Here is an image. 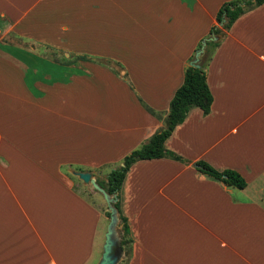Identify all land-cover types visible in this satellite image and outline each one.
Listing matches in <instances>:
<instances>
[{
  "label": "crops",
  "instance_id": "obj_1",
  "mask_svg": "<svg viewBox=\"0 0 264 264\" xmlns=\"http://www.w3.org/2000/svg\"><path fill=\"white\" fill-rule=\"evenodd\" d=\"M225 1L66 0L67 11L84 12L83 25L105 21L97 11L144 10L179 28L165 37L177 50L126 54L130 83L82 87L72 72L59 81L47 57L31 53L32 65L29 53L9 51L10 19L24 21L40 0H0V264L99 260L106 210L75 189V181L92 186L73 172H91L105 189L124 156L164 127L186 62L211 36ZM218 40L206 63L209 113L191 108L165 141L191 163L143 159L125 175L120 207L132 238L125 264H264V2ZM197 160L237 171L246 186L208 178Z\"/></svg>",
  "mask_w": 264,
  "mask_h": 264
},
{
  "label": "rangeland",
  "instance_id": "obj_2",
  "mask_svg": "<svg viewBox=\"0 0 264 264\" xmlns=\"http://www.w3.org/2000/svg\"><path fill=\"white\" fill-rule=\"evenodd\" d=\"M65 2L40 0L36 7L29 6L31 9L27 10L24 21L10 19L8 37L11 53H34L47 57L45 61L53 63L61 82L69 79L73 73L75 84L82 87L103 79L106 83H130V61L126 55L130 50L178 49L177 44L166 41L165 37L171 30L177 31L179 28L162 27L161 21L159 24L152 21L144 10L97 11L94 13L105 21L92 26L82 24L81 15L84 12L67 11ZM67 17H73L75 24L68 22ZM213 47L211 44L206 48L204 65ZM27 60L33 65L34 56ZM74 187L90 202L108 210L102 195L92 191V187L82 186L77 181Z\"/></svg>",
  "mask_w": 264,
  "mask_h": 264
},
{
  "label": "trees",
  "instance_id": "obj_3",
  "mask_svg": "<svg viewBox=\"0 0 264 264\" xmlns=\"http://www.w3.org/2000/svg\"><path fill=\"white\" fill-rule=\"evenodd\" d=\"M263 2L264 0H228L223 2L215 15L217 24L210 27L209 34L218 35L220 39H222L226 31L240 15ZM222 21V25H219ZM218 41H211L210 45L216 44ZM207 44H209V42H207ZM199 46L200 43L198 44V47ZM212 101L213 95L207 84L206 63L204 65V55H202L199 68L190 65L185 67L183 81L175 90L170 100L164 127L153 133L146 143L125 155L122 165L108 173L105 190L111 195L114 193L117 194L118 197V200L114 204L117 208L119 218L117 232L120 238L122 251H124L125 255L129 253V244L132 238L130 236L127 218L121 211L120 193L128 169L135 161L160 157H168L185 164L191 163L190 160L168 149L165 146V141L171 135L174 128L184 121L191 108L198 107L204 114H208ZM147 109L151 113H155L151 108L147 107ZM193 165L197 171L203 173L210 179L221 182L226 187L242 189L247 184L246 180L233 169L226 168L219 170L204 160H197L193 162ZM105 213L106 216L109 217V211L107 210ZM122 262L123 261L120 260L118 264H122Z\"/></svg>",
  "mask_w": 264,
  "mask_h": 264
},
{
  "label": "water",
  "instance_id": "obj_4",
  "mask_svg": "<svg viewBox=\"0 0 264 264\" xmlns=\"http://www.w3.org/2000/svg\"><path fill=\"white\" fill-rule=\"evenodd\" d=\"M222 23L223 21L220 22L219 25H222ZM218 39V35H211L209 37L202 38L200 41V46L194 51V56L189 61V65L199 68L200 58L204 53L207 42L216 41ZM73 173L77 175L84 183H89L94 190L98 191L102 195L109 211L108 223L102 245V253L96 264H118V262L122 259L123 251L117 232V224L119 220L118 211L114 205L118 200L117 194H109L102 186L97 183L89 171H74Z\"/></svg>",
  "mask_w": 264,
  "mask_h": 264
}]
</instances>
